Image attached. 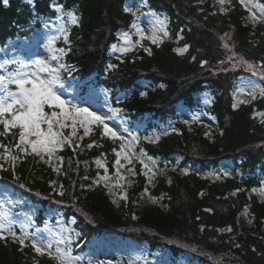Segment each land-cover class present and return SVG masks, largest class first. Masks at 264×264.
I'll use <instances>...</instances> for the list:
<instances>
[{"label": "trees", "instance_id": "16d2710c", "mask_svg": "<svg viewBox=\"0 0 264 264\" xmlns=\"http://www.w3.org/2000/svg\"><path fill=\"white\" fill-rule=\"evenodd\" d=\"M33 1L0 0V48L63 16L68 37L59 46H70L65 64L73 69L65 75L104 87L139 137L125 141L137 144L136 178L126 200L112 188L120 141L105 135L102 126L59 148L60 168L52 158L46 164L34 154L18 153L14 169L1 161L7 147H16L19 130L0 126V176L40 207L34 229L46 226L49 210L66 225L74 219L79 245L73 255L79 264H94L92 243L105 234L131 238L148 262L169 256L174 264H264V79L253 99L243 85L251 72L230 59L234 54L264 69V16L258 10L264 0H231L226 6L220 0H147L130 11L131 0ZM148 13L164 21L168 34L162 43L152 44L136 31ZM124 32L134 46L116 53ZM181 106L212 115L215 125L183 123ZM149 157L156 174L151 182L140 163ZM59 185L63 196L56 194ZM144 194L150 205H140ZM32 243L21 246L10 236L0 240V264H58L49 252L36 253Z\"/></svg>", "mask_w": 264, "mask_h": 264}, {"label": "rangeland", "instance_id": "374dc122", "mask_svg": "<svg viewBox=\"0 0 264 264\" xmlns=\"http://www.w3.org/2000/svg\"><path fill=\"white\" fill-rule=\"evenodd\" d=\"M231 3V0H224L223 5H229ZM146 4V0H131L128 4V9H140ZM57 10L60 11L59 7H56ZM257 9V8H256ZM259 14L261 16H264V8L262 6H259L258 8ZM73 20V16H72ZM158 21H163L156 15L149 13L146 14L141 21L136 26L137 29H141L143 33V39H148L149 36L153 34L155 31L156 34L160 37L161 40H164L167 35H164L163 32L159 31L160 24ZM164 30L165 25H164ZM65 32L67 35H65ZM167 32V31H166ZM138 35L142 38L141 32H138ZM68 37L67 32V25L66 21L63 16H61L59 19H57L54 22H47L37 34L33 35L31 38L28 39H18L16 41L11 42L7 48L1 49L0 48V63H5L6 68L3 70V72H0V74H6L9 69L15 70V68L19 67V64L17 62L23 61V62H31L34 60L37 56H40L41 58H46L51 60V57L53 56H59L60 61H53V64L58 62L65 63V56L66 52H60L59 49H62L59 44L62 41V39H65ZM125 37H127V42ZM150 40V39H148ZM134 46L133 40L130 35L127 33H122V42L115 46V52L120 53L122 52L121 49L128 47L131 48ZM230 59L232 60L233 65L235 67H243L246 70L251 72V75L249 78L246 79L244 82V87L246 89L247 94L252 96V94H257L259 88L261 87V77L259 75V70L256 69V71H253L248 68L249 63L245 61L244 59H241L234 54H231ZM253 65V64H252ZM66 69L61 73L62 79L64 81V88H63V95L64 98L81 105L83 107H89L90 110L97 111L98 114H105L108 116L114 117V121L119 127L116 129L118 132H120L123 135H126L128 138H131L130 135L125 134L123 132L124 128H128L130 133L132 132V122L130 121V118L128 117L127 113L123 111L119 107L113 106V100L111 98L110 93L105 90L103 87L98 86L95 83H86L84 84L80 81H78L73 76H65ZM10 90L12 89V86H9ZM14 91V90H13ZM112 109H120L119 113L112 112ZM46 112L47 111L45 109ZM179 116L183 123L187 121V123H192L195 120H198L200 123L210 126L215 125L214 117L208 114H200L197 111H192L186 106L179 107L178 110ZM195 117V119H194ZM111 126V121L109 122ZM96 124L90 125L92 133L94 126ZM46 127V126H42ZM144 126L141 125V128ZM65 135L71 134V129L66 128L63 130ZM89 134V135H90ZM84 136L83 129L79 128L77 132V136L81 137ZM88 135V136H89ZM151 138L156 139L157 134L153 133L150 135ZM76 140V137H73V141ZM30 151V149H29ZM129 158L132 159V163L129 164L126 159H124L123 156L119 157L121 160V167L119 168V173L117 174V180L116 184L112 186L113 189H119L121 191V197L124 198L125 196L129 197V192L132 189V186L135 182L136 178V171L134 169V159L137 154V144H130L127 145L123 150ZM18 153H22L19 151L17 147L14 149H6L4 151V155L2 158L1 163L3 164H9L10 163V157L17 156ZM24 154V153H22ZM58 156L56 154L52 157V160L54 162V166L56 168L61 167V159H57ZM148 166L152 167V163L149 158L145 159ZM129 169H133L134 175L129 173ZM1 171V170H0ZM154 171V169H153ZM123 177V179H121ZM104 182V178L102 180ZM7 188V192L9 196L11 197V207H3L0 208V214L9 213L14 211L16 214L17 219L21 222V224L25 227H28V230L30 232L31 229H33L34 234H36V242H40L41 240L43 243H47L48 241H52L55 245L57 241L64 239L67 243V246L70 247L73 251L75 245H74V235H76V232L74 231V224L75 221L72 219L68 225L64 224L63 220L60 218V216L57 212H53L49 210L47 212V218L48 223L43 228L34 229L33 222H34V216L37 214L40 207L31 201V199L28 198L24 193H22L20 190H17L12 185L8 183H4L0 179V190ZM125 199V198H124ZM126 199V200H127ZM2 202V201H0ZM141 206L150 205L152 203L151 198H149L147 195H143L141 197V201L139 202ZM53 217H57L55 220H53ZM245 215L241 214L239 216V223L242 227L245 225ZM30 225V227H29ZM7 233H5L6 235ZM63 246V245H61ZM92 250H91V257L93 259V263L97 264V262H104V264H107V262L111 261L112 264H124V262L133 263V264H174L172 259L169 256H165L162 258H153L148 262L147 255L145 254L144 250L140 247L138 243L135 241L127 238L124 239L122 236L116 235V234H108L104 235L102 237H99L94 240L92 244ZM51 252L52 255L56 256L55 253V247L53 249H45V252ZM190 256L187 255V258ZM181 264H184L181 262ZM191 264H198L196 261Z\"/></svg>", "mask_w": 264, "mask_h": 264}, {"label": "snow or ice", "instance_id": "6c2138e0", "mask_svg": "<svg viewBox=\"0 0 264 264\" xmlns=\"http://www.w3.org/2000/svg\"><path fill=\"white\" fill-rule=\"evenodd\" d=\"M3 2L7 4V0H3ZM220 3L223 4L224 0H220ZM241 3H243V0H241ZM56 7L63 10L62 6L57 5ZM71 15L73 16V23H78L79 17L76 13L72 12ZM158 23L160 24L159 31L167 35L168 33L164 30V21H158ZM137 31L141 32L143 38L142 30L137 29ZM65 35H67L66 32ZM125 39L127 42V37ZM148 39L151 40L152 44L162 43V40L155 31ZM66 50L70 52V46L67 49H59L58 51L64 52ZM130 50L128 47L121 49L124 53ZM145 50L151 54L149 49ZM180 51L183 52L184 49H180ZM53 61H60V57L53 56L49 60L37 56L31 62H17L19 64L18 68H15V70L9 69L6 74H0V126H3L6 132L13 128L19 130V140L16 145L19 151L26 155L34 154V157H39L44 163L50 164L51 158L59 148H62L65 144L74 143L73 137H76L77 141L83 139V137L77 136L79 128L83 129L84 136H88L91 131L90 125L93 124L102 126L103 133L110 136L113 141L119 140L120 148L123 150L126 147L125 141L127 136L116 130L119 125L115 123L114 117L98 114L97 111L90 110L89 107H83L64 98L62 91L64 81L61 73L65 69L71 73L73 69L63 62L53 64ZM201 63L203 66L208 62L202 61ZM233 66L235 67V65ZM5 68V63H0V72H3ZM248 68L256 71V66L252 64H248ZM259 75L261 79H264V69L259 72ZM9 86H13L15 90H10ZM261 94L264 95V89H261ZM252 98H256L255 94H252ZM233 107L235 108L236 105L234 104ZM45 108L50 109V112H46ZM112 112L119 113L120 109H112ZM110 121L112 122L111 126ZM66 128L71 129L70 135L64 134L63 130ZM123 132L130 135L132 141L139 139L138 136L130 133L128 128H124ZM0 135H3V133H0ZM145 139L150 138L145 137ZM92 146L93 144L87 145L89 148ZM0 147H4V145L0 144ZM75 147H79V144L76 143ZM115 155L116 157L123 156L129 164L132 163V159L123 151H115ZM45 156L49 159L45 160ZM18 159L19 156L10 157L13 169ZM149 159L151 160L152 158L149 157ZM96 163L98 166L104 167L100 160H97ZM140 163L143 164L145 169H148L144 175L148 176L149 182H151L156 174L152 172V169L143 160ZM115 165L119 173V168L121 167V160L119 158L115 160ZM153 166H155V162H153ZM0 170H4L2 164H0ZM128 171L132 175L135 174L133 169H129ZM105 172H107L106 168ZM149 172H152L151 176L148 175ZM104 179L107 180V177H104ZM105 186L107 187V184ZM19 187L23 188L24 185L19 184ZM59 189L56 194L63 196V185H59ZM124 198L127 199L126 196ZM0 201H2L0 202V208L5 206L11 207L12 201L7 188L0 190ZM228 231H231V229L229 228ZM5 233H7V236ZM8 236L17 241L21 246L25 245L26 240L31 239L35 252L41 255L44 254L45 249L51 250L55 247V258L58 264H79L78 259L73 255L72 249L67 246L64 239L57 241L55 245L52 241H48L47 243H43L42 240L36 242V234L30 233L28 227L21 224L14 211L0 214V240H6ZM49 255H51V252H49ZM89 264H91V261H89ZM97 264H104V262L98 261ZM107 264H112V262L109 261Z\"/></svg>", "mask_w": 264, "mask_h": 264}]
</instances>
